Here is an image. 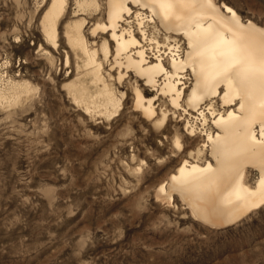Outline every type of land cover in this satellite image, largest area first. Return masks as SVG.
<instances>
[{"label":"rangeland","instance_id":"374dc122","mask_svg":"<svg viewBox=\"0 0 264 264\" xmlns=\"http://www.w3.org/2000/svg\"><path fill=\"white\" fill-rule=\"evenodd\" d=\"M50 1L0 0V88L8 79L31 87L16 105L0 102V264H264V206L211 228L179 200L157 198L181 160L171 139L177 128L185 135L167 98L155 101L168 111L158 129L134 111L142 80L130 74L118 82L110 57L102 74L117 111L87 112L70 100L64 85L75 76L68 78L62 49L42 38ZM97 1L96 10H78L68 0L61 27L85 18L88 33L105 21V0ZM216 1L264 26V0ZM154 35L163 42V31Z\"/></svg>","mask_w":264,"mask_h":264},{"label":"bare ground","instance_id":"6f19581e","mask_svg":"<svg viewBox=\"0 0 264 264\" xmlns=\"http://www.w3.org/2000/svg\"><path fill=\"white\" fill-rule=\"evenodd\" d=\"M75 1L78 10L99 8L97 0ZM104 5L105 21L93 23L88 33L85 18L61 27L68 0H51L42 17L44 43L62 49L68 78L75 76L64 85L70 100L87 112L117 111L119 100L102 74L112 57L118 82L132 74L147 87L139 81L134 87V111L146 122L166 127L168 111L155 103L160 97L181 111L185 135L177 128L171 139L181 160L158 186V199L179 200L211 228L230 226L264 206V26L216 0ZM159 30L163 42L154 35ZM39 47L52 63L55 56ZM7 83L0 102L16 105L31 91L27 83ZM148 91L154 94L146 96Z\"/></svg>","mask_w":264,"mask_h":264}]
</instances>
